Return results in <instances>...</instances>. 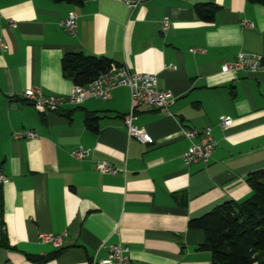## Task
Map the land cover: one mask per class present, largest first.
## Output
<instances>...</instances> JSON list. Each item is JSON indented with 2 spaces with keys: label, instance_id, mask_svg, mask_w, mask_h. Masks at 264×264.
I'll use <instances>...</instances> for the list:
<instances>
[{
  "label": "crops",
  "instance_id": "1",
  "mask_svg": "<svg viewBox=\"0 0 264 264\" xmlns=\"http://www.w3.org/2000/svg\"><path fill=\"white\" fill-rule=\"evenodd\" d=\"M197 4L218 7L212 22L196 18ZM70 11L77 15L74 35L59 26ZM0 40L6 45L0 49V174L10 180L0 185V264H90L114 244L129 247L130 264H210V253L198 250L203 232L188 222L247 199V176L264 169V69L220 72L239 53L259 56L264 65V6L148 0L130 10L110 0H0ZM76 52L155 75L159 88L172 93L175 102L166 110L134 112L133 125L153 144L127 136L125 87L108 101L90 98L46 114L14 99L31 88L68 95L74 84L60 62ZM88 116L97 118V132L86 127ZM221 116L232 126L221 129ZM204 128L215 142L211 159L185 166L189 142L182 130ZM18 130L38 138L13 140ZM79 146L89 150L80 161L71 156ZM98 162L119 172L99 173ZM42 233L62 235L63 246L40 242Z\"/></svg>",
  "mask_w": 264,
  "mask_h": 264
},
{
  "label": "built area",
  "instance_id": "2",
  "mask_svg": "<svg viewBox=\"0 0 264 264\" xmlns=\"http://www.w3.org/2000/svg\"><path fill=\"white\" fill-rule=\"evenodd\" d=\"M96 1V0H94ZM119 2L126 8L132 10L142 2L148 0H110ZM77 15L74 11L68 12L67 16L60 20L59 26L68 34L74 35L76 31ZM14 23L9 21V26ZM244 27L251 28L252 24L243 22ZM163 30L169 28V20L166 18L162 22ZM0 49L5 50V43L0 40ZM190 52L204 53L203 49L192 48ZM264 69L263 59L248 53H239L229 62L220 67V72L236 75L240 72L253 74ZM125 87L130 92V112L123 118V127L127 136L136 139L143 144H153V139L145 131L139 130L133 125L134 112L140 107H151L156 110H166L175 102V97L171 92L162 90L157 83V77L149 73L131 72L124 66L111 65L110 68L100 73L93 81L87 85H73L70 93L66 96H45L37 89H27L20 95L14 97L17 101L30 103L39 113L46 114L57 112L65 106L78 107L87 99L93 98L100 101H108L112 96V91ZM233 120L227 116L219 118L218 125L225 130L232 126ZM183 137L189 142L188 149L182 154L181 159L185 166L194 163L207 165L211 159L215 142L211 129L202 130L186 129L182 130ZM38 135L32 130H18L12 133L13 140H34ZM89 155V150L77 147L71 153L75 160H83ZM97 172L114 175L119 170L106 162H98L95 166ZM9 178L0 174V185L9 183ZM42 243L51 245L58 250L63 246V236L52 233L39 234ZM90 264H130L129 247L126 245L114 244L107 247V255L101 260H92Z\"/></svg>",
  "mask_w": 264,
  "mask_h": 264
},
{
  "label": "trees",
  "instance_id": "3",
  "mask_svg": "<svg viewBox=\"0 0 264 264\" xmlns=\"http://www.w3.org/2000/svg\"><path fill=\"white\" fill-rule=\"evenodd\" d=\"M82 5L85 0H52ZM264 6V0H246ZM218 11L214 4L194 6L196 18L212 22ZM112 65L105 57L82 52L66 54L60 62L64 78L74 85L84 86ZM96 117H86L88 130L97 132ZM250 196L242 202H225L200 218L190 220L188 228L201 230L204 241L200 251L210 253V264H255L264 261V169L250 173L246 179ZM59 251L53 254V258ZM34 262L46 259L30 258Z\"/></svg>",
  "mask_w": 264,
  "mask_h": 264
},
{
  "label": "water",
  "instance_id": "4",
  "mask_svg": "<svg viewBox=\"0 0 264 264\" xmlns=\"http://www.w3.org/2000/svg\"><path fill=\"white\" fill-rule=\"evenodd\" d=\"M16 107H19V105L17 104L12 105V109H15Z\"/></svg>",
  "mask_w": 264,
  "mask_h": 264
}]
</instances>
